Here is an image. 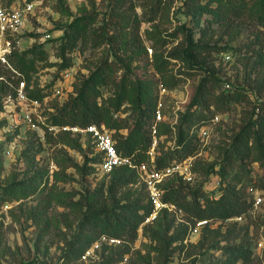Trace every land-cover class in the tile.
<instances>
[{"label":"trees","instance_id":"trees-1","mask_svg":"<svg viewBox=\"0 0 264 264\" xmlns=\"http://www.w3.org/2000/svg\"><path fill=\"white\" fill-rule=\"evenodd\" d=\"M38 1L42 0H0V4L9 7L15 2ZM174 2L110 0L107 17L99 26L93 27L98 20L95 14L76 17L68 24L58 54L63 61L59 63L61 70L72 66L73 59L69 54L80 44L88 43L91 37L95 41L106 39L112 46V54L88 74L78 76L73 82L72 93L64 102L53 103L52 111L43 112L46 120L45 124H39L42 132L35 134L23 151L28 163L25 175L0 188V201L41 196L48 190L49 169L38 161L46 144L62 143L78 151L84 157L83 164L68 158L69 165L84 176L100 169L104 154L97 151L90 135L83 148V142L78 139L81 136L73 137L70 132H59L54 136L46 124L79 128L104 124L112 131L122 156L130 158L134 164L148 163L154 135L160 138L173 131L163 121L157 124L156 132L153 130L160 102L157 86L162 83L167 90H174L190 75H201L195 93L180 115L173 147L159 152L157 146L155 165L157 169H163L196 156L192 170L196 174H214L219 185L214 191H208L204 184L191 185L181 175L166 179L162 185L163 200L176 205L191 226L176 223V217L167 209L160 210L146 223L154 213V207L137 170L127 165L114 167L108 174L107 183L88 190L71 203L82 211V216L76 235L63 253L65 264L78 262L103 237L118 239L120 245L112 250L109 247V254L96 264H119L128 258L133 259L134 264H175L176 257L182 254L191 257L198 249L204 250L202 254L206 256L201 264H255L252 229L255 198L250 188L264 191V68L257 71V80H252L257 68L250 66V60L254 55H261L264 39L256 36L255 44L252 40L237 49L240 53L245 52L241 59L251 80L244 88L232 86L227 89L223 88L224 80L210 63L212 55L225 48L207 43L204 37L209 35L213 25H228L236 20H246L264 28V0H182L183 10L190 16L200 20L209 15L204 18L206 25L201 29L200 37L195 38L193 31L183 24L179 29L185 33L184 40L167 50L166 46L179 38L178 32L168 36L148 32L154 47L150 56L141 27L143 23L167 18ZM12 47L6 55L7 61L0 59V112L8 97L16 99L19 83L30 77L37 62L55 65L48 63L49 56L43 46L20 51L16 40H12ZM145 60L152 65L157 80L136 73L134 64ZM177 61L185 63L186 68L175 73L171 65ZM107 90L111 91L108 96L105 95ZM26 93L29 99L41 103L50 95L42 88L30 89L28 86ZM236 105L250 108L242 112L244 115L230 135V141L220 147V161L212 164L201 161L199 130ZM127 107L130 111L123 116ZM256 164L261 168V174L255 170ZM48 205L49 202L39 213L46 211ZM236 217H242L243 221H232ZM203 220L206 223L198 242H185L190 230ZM216 222L217 226L214 225ZM141 229L151 244L144 254L139 252L134 256L133 244ZM190 264H199V259L194 258Z\"/></svg>","mask_w":264,"mask_h":264},{"label":"rangeland","instance_id":"rangeland-1","mask_svg":"<svg viewBox=\"0 0 264 264\" xmlns=\"http://www.w3.org/2000/svg\"><path fill=\"white\" fill-rule=\"evenodd\" d=\"M109 2L110 0H64L62 4L59 0L34 2L35 5L31 12L22 13L23 24L4 34L6 38L11 37L16 40L17 48L20 51L31 49L34 46H43L49 56L48 63L55 65L37 62L36 68L29 74L30 77L25 79V87L42 88L50 93L42 103L25 106L18 101H4V110L0 112V188L25 175L28 163L23 151L29 141L34 139L35 134L42 132L39 124L46 120L42 115L43 112L52 111L53 103L64 102L73 91L75 79L83 74H88L102 59L112 54V46L107 43L106 39L95 41L91 37L88 43L80 44L69 54L73 59L71 67L61 70L59 65L63 62L58 56L60 44L68 24L76 17L95 14L98 20L93 27L99 26L107 17ZM15 3L16 9L24 12L25 4ZM138 12H141L140 8H138ZM206 16L200 20L190 16L184 12L182 0H175L167 18L157 19L152 23H143L141 27L142 37L149 55L148 48L152 47L154 51V47L148 32H160L162 36L178 32L179 38L167 45V48L165 47L168 50L177 45L179 41L184 40L185 33L179 29L183 24L191 29L193 36L198 39L201 29L206 25L204 22ZM109 34H112V31ZM256 36L264 39L263 27L255 26L246 20H236L228 25H213L209 35L204 37L207 43L225 48L219 53H214L210 62L214 65L218 76L224 80V84L229 83L231 87L244 88L251 80L241 59L245 52L240 53L237 49L252 40L255 44ZM260 51H262L261 55H254L250 60V66L257 68L252 74V80H257V71L264 68V50ZM227 55H230V59L227 58ZM134 66L139 76L158 79L152 65L148 64L146 60L136 62ZM171 67L176 73L177 70L186 68V65L182 61H177ZM200 77L201 75H190L180 86L174 90H167L166 93H161L159 85L157 86L163 122L169 124L173 129L158 138L159 149H157L159 152L173 147L180 115L188 107ZM110 94L111 91L107 90L105 95ZM246 108L250 107L243 105L242 108L240 105H236L228 113L222 115L218 121L210 122L207 125V143L201 148V161L208 164L220 161L222 157L220 147L230 141V135L241 122L244 115L242 112ZM129 111L130 109L127 107L123 116ZM49 130H54V136L59 132H70L73 137L81 136L78 139L83 142V148H86L89 137L84 132L57 128ZM68 158L80 165L84 162V157L67 145L62 143L46 144L38 161L40 165L49 169L48 190L41 196L15 201H0V264H24L26 262L65 264L63 253L68 242L76 235L78 222L82 216V211L76 209L71 203L79 200L81 195H85L88 190L107 183L110 177L100 169L84 176L74 166L69 165ZM254 166L257 173L261 174V168L257 164ZM189 183L191 185L204 184V188L208 191H214L219 185L214 174L200 173L194 174L193 180ZM261 197L262 201L253 211L255 264H264V191L261 192ZM47 202H49L48 209L39 213ZM171 213L176 217V223L191 226L180 212ZM232 221L236 220L232 219ZM242 221L243 219L239 222ZM214 225L217 226L218 222ZM202 226L197 224L190 230L185 242H198ZM150 242L141 229L138 239L133 244L134 256L139 252L144 254L147 246L151 244ZM118 245L120 242L111 243L102 238L94 244L86 259L81 258L74 264H96L109 254V247L112 250V247ZM202 252L204 250L198 249L191 257L182 254L175 258V264H190L194 258H198L199 264H201L204 257ZM154 254L152 252V255ZM215 254L218 255L219 251ZM132 260L128 258L119 264H134Z\"/></svg>","mask_w":264,"mask_h":264},{"label":"built area","instance_id":"built-area-1","mask_svg":"<svg viewBox=\"0 0 264 264\" xmlns=\"http://www.w3.org/2000/svg\"><path fill=\"white\" fill-rule=\"evenodd\" d=\"M35 3H25L24 12H21L20 10L16 9V3L12 4L9 7L2 6L0 4V59L3 62H6V55L11 52L12 50V40L13 38L9 37L6 38L4 35L7 31H13L15 30V27H19L23 24V14L25 12H31L33 10ZM7 44V45H6ZM150 55H152L153 49L148 48ZM227 58L230 59V55H227ZM225 88L229 89L231 86L229 83L224 84ZM159 88L161 89V93H166L167 89L163 87V84H159ZM18 93L16 99H12L11 97H8L6 100L8 101H18L22 105H31L35 106L38 103H40L38 100H32L29 99L26 93V87H25V80L23 79L18 86ZM39 117H41L39 115ZM221 116L217 115L215 116L211 122H216L220 119ZM163 121V116L161 112V101L159 102L157 111H156V124L153 126L154 132L157 131V124ZM40 123H44L45 121H42ZM48 129H61V130H75L84 132L87 135H90L92 142L96 145L97 151L104 154V160L100 164V170L104 174H109L114 167L121 166V165H127L131 168H135L137 170V173L139 174L140 182L144 184L148 195L149 200L151 201L153 207H154V213L151 217L147 219V221H150L153 219L157 213L162 209H167L170 212L177 213L180 212L182 214V211L176 207V205L167 203L163 200V194L164 189L162 188V185L164 181L174 175H181L184 180L187 182H190L193 180L194 174H196L192 170L193 160L196 157H189L183 162H174L173 164L167 166L163 169H157L155 165V154H156V148L158 146V138L156 135H154L152 147L149 151L150 161L147 163H141V164H134L130 158L122 156L116 147V141L114 140L112 136V131L107 128L104 124L97 125L92 124L87 126L86 128H79V127H58V126H52L48 125ZM53 131L54 130H50ZM200 137L202 142V147L205 146L207 143V126H203L200 130ZM198 155H201V151L198 153ZM219 183V182H218ZM250 192L254 194L255 198V207L262 201L261 192L260 190H255L253 188H250ZM237 221L242 220V217H236L234 218ZM146 221V222H147ZM206 223V220L199 221V225H203ZM107 241L113 243V242H120L118 239H108L103 237ZM96 244V243H95ZM94 246V245H93ZM92 246V247H93ZM91 247V248H92ZM86 251V253L82 256V258L86 259L88 255L90 254V250Z\"/></svg>","mask_w":264,"mask_h":264}]
</instances>
